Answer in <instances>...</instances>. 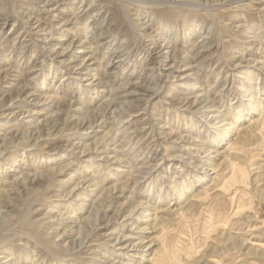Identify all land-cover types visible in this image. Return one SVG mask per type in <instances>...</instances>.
Segmentation results:
<instances>
[{
  "label": "rangeland",
  "instance_id": "374dc122",
  "mask_svg": "<svg viewBox=\"0 0 264 264\" xmlns=\"http://www.w3.org/2000/svg\"><path fill=\"white\" fill-rule=\"evenodd\" d=\"M0 264H264V0H0Z\"/></svg>",
  "mask_w": 264,
  "mask_h": 264
},
{
  "label": "bare ground",
  "instance_id": "6f19581e",
  "mask_svg": "<svg viewBox=\"0 0 264 264\" xmlns=\"http://www.w3.org/2000/svg\"><path fill=\"white\" fill-rule=\"evenodd\" d=\"M155 2H156V1H155ZM142 6H143V5H142ZM256 111H258V110H256ZM243 117H244V115H243V114H240V116H239L238 119H237V123L240 122V121H242ZM225 131H226V130H225ZM230 131H231V130H230ZM230 131H229V132H230ZM231 133H232V131H231ZM220 134L223 135V136H225V135H227V134H229V133H228V132H225V133H224L223 131H221ZM227 136H228V135H227ZM229 137H230V136H229ZM204 181H205V179H202V180H201V182H204ZM181 191H182V190H180V192H181ZM182 195H183V194H182ZM178 197H181V194H179ZM92 227H93V226H92ZM77 245H78V244H77Z\"/></svg>",
  "mask_w": 264,
  "mask_h": 264
}]
</instances>
